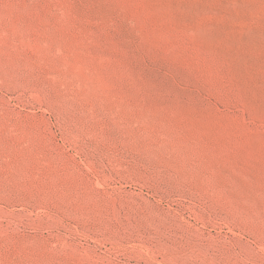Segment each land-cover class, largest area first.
Here are the masks:
<instances>
[{"label": "rangeland", "instance_id": "rangeland-1", "mask_svg": "<svg viewBox=\"0 0 264 264\" xmlns=\"http://www.w3.org/2000/svg\"><path fill=\"white\" fill-rule=\"evenodd\" d=\"M0 264H264V0H0Z\"/></svg>", "mask_w": 264, "mask_h": 264}]
</instances>
